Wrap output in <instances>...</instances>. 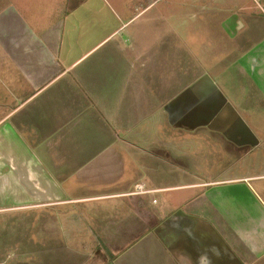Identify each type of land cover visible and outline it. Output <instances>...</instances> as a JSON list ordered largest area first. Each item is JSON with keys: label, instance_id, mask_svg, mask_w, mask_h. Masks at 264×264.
Returning a JSON list of instances; mask_svg holds the SVG:
<instances>
[{"label": "crops", "instance_id": "obj_1", "mask_svg": "<svg viewBox=\"0 0 264 264\" xmlns=\"http://www.w3.org/2000/svg\"><path fill=\"white\" fill-rule=\"evenodd\" d=\"M258 13L0 0V264H264Z\"/></svg>", "mask_w": 264, "mask_h": 264}, {"label": "rangeland", "instance_id": "obj_2", "mask_svg": "<svg viewBox=\"0 0 264 264\" xmlns=\"http://www.w3.org/2000/svg\"><path fill=\"white\" fill-rule=\"evenodd\" d=\"M234 2L236 3V4H238L241 8H245V9H248V10H253L254 12H256V13H258L259 11L258 10H256V8L252 5V3L250 2V0H234ZM263 12H264V4H263ZM264 14V13H263ZM257 15H259V16H261V17H263V19H264V15H262V14H257ZM262 39H264V30H263V33L262 34H258L257 36H256V38H255V40L256 41H258V40H262ZM251 40V38H249V41ZM255 42V41H254ZM155 197V199L156 200H161V194H158V195H156V196H154ZM162 205H164V204H159L158 205V207L160 208ZM88 245H89V247L91 246V245H93V243L94 242H91V241H88V242H86Z\"/></svg>", "mask_w": 264, "mask_h": 264}, {"label": "built area", "instance_id": "obj_3", "mask_svg": "<svg viewBox=\"0 0 264 264\" xmlns=\"http://www.w3.org/2000/svg\"><path fill=\"white\" fill-rule=\"evenodd\" d=\"M252 2V4L256 7V9L258 11H260L261 13L263 12V5L262 3L264 2V0H250ZM142 190V189H141ZM143 191V190H142Z\"/></svg>", "mask_w": 264, "mask_h": 264}]
</instances>
